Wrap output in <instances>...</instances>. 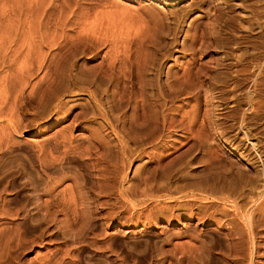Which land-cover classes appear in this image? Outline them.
Masks as SVG:
<instances>
[{
  "label": "rangeland",
  "instance_id": "rangeland-1",
  "mask_svg": "<svg viewBox=\"0 0 264 264\" xmlns=\"http://www.w3.org/2000/svg\"><path fill=\"white\" fill-rule=\"evenodd\" d=\"M0 264H264V0H0Z\"/></svg>",
  "mask_w": 264,
  "mask_h": 264
},
{
  "label": "bare ground",
  "instance_id": "bare-ground-1",
  "mask_svg": "<svg viewBox=\"0 0 264 264\" xmlns=\"http://www.w3.org/2000/svg\"><path fill=\"white\" fill-rule=\"evenodd\" d=\"M228 18V17H227ZM189 245V244H188ZM182 249V248H181Z\"/></svg>",
  "mask_w": 264,
  "mask_h": 264
}]
</instances>
